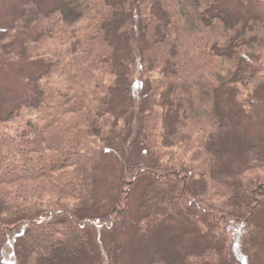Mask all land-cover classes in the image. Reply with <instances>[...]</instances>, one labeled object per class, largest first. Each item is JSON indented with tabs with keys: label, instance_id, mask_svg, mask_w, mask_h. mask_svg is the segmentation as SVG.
<instances>
[{
	"label": "trees",
	"instance_id": "16d2710c",
	"mask_svg": "<svg viewBox=\"0 0 264 264\" xmlns=\"http://www.w3.org/2000/svg\"><path fill=\"white\" fill-rule=\"evenodd\" d=\"M241 1L23 0L2 49L36 68L0 107V264H98L93 230L104 264H121L133 193L132 234L160 232L164 260L149 264L224 261L226 237L212 230L264 215L251 101L261 89L264 103V18ZM36 32L61 48L41 50Z\"/></svg>",
	"mask_w": 264,
	"mask_h": 264
},
{
	"label": "rangeland",
	"instance_id": "374dc122",
	"mask_svg": "<svg viewBox=\"0 0 264 264\" xmlns=\"http://www.w3.org/2000/svg\"><path fill=\"white\" fill-rule=\"evenodd\" d=\"M42 5L48 9L55 7L61 0H41ZM250 1V6L255 7L257 10V14L261 15L264 18V5L260 3L258 0H248ZM23 0H0V107L4 110H8L13 108L16 105L17 100L20 95L26 92L31 86L30 81L33 78V71L36 68H30L26 62L19 61L16 62L14 58L5 59V53L3 52L5 48L2 49V45L7 44L8 41H2V33L3 30L7 28V26L14 22V20L18 19L19 9ZM233 10L240 9L243 7L241 0H233L232 3ZM257 6V8H256ZM230 8V7H228ZM253 11V8H251ZM255 11V10H254ZM253 11V12H254ZM5 28V29H4ZM33 37H36L37 41H43L44 45H40V49L45 51L48 49L57 48L58 50L61 48L60 40L57 35L50 38H43L39 36V34L33 33ZM58 36V37H57ZM25 35L22 34L18 36L19 40L25 39ZM18 43V42H17ZM22 50V45L19 44L14 48H11V52L13 55H18V53ZM10 52V49H9ZM16 52V53H15ZM33 60V59H32ZM256 67L261 69L260 75L264 76V64H256ZM261 88V87H260ZM244 92L243 96L246 97L249 93ZM261 89L257 92V97L260 95ZM256 100L251 99L254 103V112L257 115L258 122L255 124L253 128V133H261L264 134V103L259 101V97ZM245 99V98H242ZM247 99V97H246ZM258 99V100H257ZM233 160H240L232 157ZM105 166V169L101 173V192L100 195L102 197H106L107 194L112 195L113 187L110 184L112 181L110 169ZM110 195V196H111ZM109 196V197H110ZM130 210L127 212L125 220L128 222L123 225V227L118 230V242L123 245L124 252L121 257V264H149L156 263L157 261L164 260V253L161 251V241L159 242L157 239L160 237V232L156 231L150 237L146 238H135L132 234L133 226L137 225L138 215L136 214L137 208L140 204V200L138 198V194L133 193L130 197ZM136 223V224H135ZM233 226V227H232ZM231 227L225 228V224L222 223L220 227L215 228L212 231L221 232V234L225 235L226 240L225 244L228 247V256L225 257L224 261L221 264H264V215H261L258 219L255 220L250 226L244 228V230L239 229V225H232ZM159 230V229H157ZM92 239L95 245V253L94 255L98 258V264H104V256L101 255L100 248V234H97L96 230L91 231ZM249 235V239L252 241V245L247 244L245 249L242 248V242L245 241V236ZM254 237V238H253ZM247 241V240H246ZM250 241V240H249ZM96 242H99V247ZM117 243V241H116ZM164 243V242H162ZM189 245V244H187ZM254 246V252L249 251V248ZM255 246H257L255 248ZM100 249V250H99ZM169 250V254L173 253V250L167 248ZM256 250V251H255ZM200 260V259H199ZM197 263L198 260L196 259Z\"/></svg>",
	"mask_w": 264,
	"mask_h": 264
}]
</instances>
